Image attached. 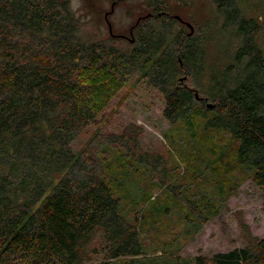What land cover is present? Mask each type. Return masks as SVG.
<instances>
[{
  "label": "trees",
  "instance_id": "trees-1",
  "mask_svg": "<svg viewBox=\"0 0 264 264\" xmlns=\"http://www.w3.org/2000/svg\"><path fill=\"white\" fill-rule=\"evenodd\" d=\"M113 1L137 11L128 38L103 36L74 0H0V264H264V235L241 218L243 246L181 252L223 209L239 170L264 190L263 27L248 15L258 3L202 1L191 31L194 15L180 9L199 0ZM136 76L201 144L192 184L173 181L175 151L144 148L139 125L73 148ZM222 134L235 148L215 141ZM173 217L183 228L163 234Z\"/></svg>",
  "mask_w": 264,
  "mask_h": 264
},
{
  "label": "rangeland",
  "instance_id": "rangeland-1",
  "mask_svg": "<svg viewBox=\"0 0 264 264\" xmlns=\"http://www.w3.org/2000/svg\"><path fill=\"white\" fill-rule=\"evenodd\" d=\"M205 0H199V4H194L193 13L189 7H182L180 14L184 19L194 15L190 23L194 30V23L200 20V16H205L202 12L201 3ZM258 3L255 10H249L248 15L257 16L262 23V31L259 38L261 47L264 48V0H253ZM74 6L78 8L79 14L92 20L94 26L100 28L103 36H107L108 24L110 22L116 33L128 34L131 24L137 18V11H134L130 1L116 3L113 0H95L94 6L88 3L83 4L82 0H74ZM113 4V10L112 9ZM108 12L107 18L105 13ZM204 15H203V14ZM264 21V20H263ZM187 26V25H186ZM188 27V26H187ZM189 28V27H188ZM191 30V29H190ZM126 36V35H125ZM128 38V36H126ZM164 98L156 89L145 85L144 81H138L137 76L130 79L105 108L103 114L99 116L98 124H91L89 128L74 140L73 148L83 147L95 131L104 133L120 132L129 124L139 125L143 128L141 135L142 145L147 150H156L165 158H169V153L178 162L176 167L177 178L175 182L185 183L193 182L192 167L190 165L191 155L195 157L196 148L201 144L190 138L188 132L180 123L170 124L163 116ZM219 144L228 143V149L235 148V143L226 134L216 138ZM178 149L182 151L181 156H177ZM208 172V171H207ZM206 178L210 175L206 173ZM235 179L238 183L237 188L227 197L225 205L220 213L209 218L203 226L194 234L193 238H182L183 244L181 252L185 256L202 254L211 256L217 252H224L235 247H241L245 244L242 230L239 227V219L248 226L249 232L256 237L264 235V190L256 186L247 177L243 171L235 173ZM196 184L192 186L195 189ZM209 187V183L206 184ZM155 197L160 196L165 199V195L158 189L153 190ZM183 226L176 217L172 218L171 228L163 229L161 232L168 235L171 230L180 232ZM157 241V237L152 238Z\"/></svg>",
  "mask_w": 264,
  "mask_h": 264
},
{
  "label": "water",
  "instance_id": "water-1",
  "mask_svg": "<svg viewBox=\"0 0 264 264\" xmlns=\"http://www.w3.org/2000/svg\"><path fill=\"white\" fill-rule=\"evenodd\" d=\"M111 10H113V4H112V9ZM107 15H108V12L105 13V17L106 18H107ZM175 17L178 18V19H180V16L179 15H175ZM107 24H108L109 32L112 33V26H111L110 22L108 21V19H107ZM186 25L191 29V31H193L192 30V26H191L190 23L186 22ZM195 96L198 97V94L196 92H195ZM208 106L210 107L211 105L208 104Z\"/></svg>",
  "mask_w": 264,
  "mask_h": 264
}]
</instances>
